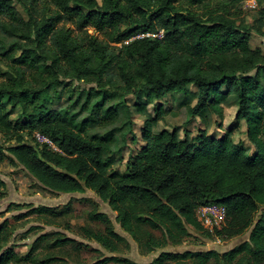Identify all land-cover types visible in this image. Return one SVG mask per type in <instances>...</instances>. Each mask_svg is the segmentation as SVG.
Masks as SVG:
<instances>
[{
    "label": "trees",
    "instance_id": "obj_1",
    "mask_svg": "<svg viewBox=\"0 0 264 264\" xmlns=\"http://www.w3.org/2000/svg\"><path fill=\"white\" fill-rule=\"evenodd\" d=\"M19 1L27 20L11 0H0V18L6 19L0 28L18 38L14 46L21 53L14 62L18 66L0 82V135L11 142L0 145V164L22 165L49 191L93 192L146 252L178 244L190 230L222 241L250 231L247 241L225 252H162L147 264H264V55L250 46L251 31L239 20L240 5L248 0ZM64 20L74 28L58 27ZM158 32L162 37L145 36ZM65 79L94 85L85 94L91 114L80 121L51 104L52 93ZM190 86L196 89L195 104H185L186 123L207 112L222 117L223 104L233 98L236 123L245 122L253 154L234 141L233 127L221 138L205 130L194 136L185 130L183 137L178 128L155 131L165 113L156 102L167 95L187 97ZM129 95L138 98L133 106L145 117L140 129L144 144L119 174L111 171L104 155L117 143L115 130L102 135L88 131L99 119L114 122L119 105L111 100ZM147 105H153L155 116L147 113ZM4 189L0 179V199ZM212 205L225 208V219L210 230L197 211ZM66 212L69 208L32 207L23 217ZM87 217L105 228H82L85 238L116 252L124 239L110 219L92 211ZM15 230L8 220L0 224V264H56L51 250L40 256L43 243L59 253L66 246L83 247L60 232H49L21 256L12 245L7 247ZM155 230L161 238L153 236ZM110 263L137 264L114 256L94 264Z\"/></svg>",
    "mask_w": 264,
    "mask_h": 264
},
{
    "label": "rangeland",
    "instance_id": "obj_2",
    "mask_svg": "<svg viewBox=\"0 0 264 264\" xmlns=\"http://www.w3.org/2000/svg\"><path fill=\"white\" fill-rule=\"evenodd\" d=\"M11 1L21 18L27 20V11L21 7L20 1ZM240 10L239 20L243 21V24L251 31L250 46L252 48H260L264 55V2L257 4L255 1L253 6L244 3L240 5ZM1 20L6 21L4 17L0 18V22ZM57 26H64L66 29L74 28L72 24L65 20L58 23ZM87 32L99 39L101 38L92 29H88ZM153 35L161 37L162 33L158 32ZM17 41V37H12L0 28V82L5 80V77L11 72V68L18 66L14 63L21 54L14 46V42ZM119 45L117 44V46ZM93 86V84L65 79L64 85L59 86L56 93H52L51 104L55 108L67 109L71 114H76L78 116L77 119L80 121L91 114V110H87L85 107V94ZM189 88L190 92L187 97H165L161 100L164 108L170 113L165 118V115L163 116L165 120L159 122V127L166 125L179 127L180 137H183L185 130L188 131L190 136H194L199 130H205L208 135L215 138H221L226 130L233 127L232 136L234 141L243 143L248 153L250 155L253 154L254 147L246 137V124L244 122L236 123V103L234 105L233 98L223 104L222 117L207 112L206 115L201 116V119L196 117L186 123L189 120L186 116V105H190L194 97L193 94L196 92L194 86ZM141 100H143V97ZM137 101L138 98L135 95L116 96L111 100L110 104L119 105V117L114 122L108 121L104 123L99 119L101 118V113H98L96 118L99 120L88 131L89 135H102L110 130H115L117 143L110 152H104L105 157L111 161V171L114 173H123L127 158L137 152L143 145L140 129L143 127L145 117L135 111L133 105ZM92 102L90 100L89 105ZM191 104L193 105L194 102H191ZM146 110L147 113L155 116L152 105H147ZM126 111L128 114L125 113ZM19 112L20 109L11 112V119L15 120ZM25 138L31 141L29 135H25ZM35 138L37 139L36 135ZM8 144H11V142L5 141L0 135V145L5 147ZM0 179L5 183V189L2 191L0 199V224L4 220H8L16 226V230L10 238L7 247L12 245L15 252L23 256L28 253L31 245L39 236L49 232H60L83 245L80 251L66 246L59 253L51 249L49 244L43 243L38 249V252H41L40 256L44 255L46 249L51 250L57 258L54 262L56 264H94L96 261L110 256L127 259L137 264H147L162 252L183 253L209 250L225 252L247 241L250 233L248 231L240 236L222 241L218 238H205L196 231L190 230L189 235L178 244L168 243L152 252H146L139 247L138 243L129 234L121 229L115 220L116 213L93 192L87 190L83 194H63L43 189L22 165L12 166L7 161L0 164ZM11 204H16L19 207L12 208L10 207ZM32 207H46L57 212L69 208V212L57 217L51 215L45 216V218L37 216L23 217ZM91 211L105 214L110 219L114 231L124 239L119 244L116 252H108L100 245L85 238L82 228H90L95 231H103L105 228L103 223L88 220L87 215ZM260 214V212L256 214L255 220ZM151 233L155 238L162 237L160 231L155 230L151 231Z\"/></svg>",
    "mask_w": 264,
    "mask_h": 264
},
{
    "label": "built area",
    "instance_id": "obj_3",
    "mask_svg": "<svg viewBox=\"0 0 264 264\" xmlns=\"http://www.w3.org/2000/svg\"><path fill=\"white\" fill-rule=\"evenodd\" d=\"M253 3V4H251ZM255 0L246 1L245 4L253 6ZM162 33V32H161ZM145 36L157 37L153 34H146ZM162 37V36H161ZM37 139L40 141H47L45 138L36 134ZM197 214L203 224L208 227L210 230H213L215 227L221 225L225 219V208L222 206H204L200 207L197 211Z\"/></svg>",
    "mask_w": 264,
    "mask_h": 264
},
{
    "label": "crops",
    "instance_id": "obj_4",
    "mask_svg": "<svg viewBox=\"0 0 264 264\" xmlns=\"http://www.w3.org/2000/svg\"><path fill=\"white\" fill-rule=\"evenodd\" d=\"M176 96L184 97V95H182V94L167 95V96H165V97H176ZM165 97H164V98H165ZM164 98H163V99H164ZM143 99H144V98H143ZM163 99H162V100H163ZM228 99H230V98H228ZM142 101H143V100H142ZM191 102H192V103L194 102V104H195V99L193 98ZM191 102H190V105L193 106L194 104L192 105ZM158 103H159V104H158ZM158 103H157L158 105H162L161 100L158 101ZM160 103H161V104H160ZM163 105H164V104H163ZM163 105H162V106H163ZM234 105H235V103H234ZM152 106H153V105H152ZM163 110H164V112H165V113H164V115H165L164 118H165V117L168 115V113H170V112H168V111L164 108V106H163ZM203 115H204V114H203ZM186 116H187V115H186ZM196 117L199 118V119H201V116H196ZM196 117H195V118H196ZM164 118H163V120H165ZM160 121H161V120H160ZM160 121H159V122H160ZM159 122H158L157 127H156V130H155L156 132H159V131H161V130H163V129L172 130L173 128H178V135L180 134V129H179V127H169V126L166 125V126L160 128V127H159ZM241 122H243V121H241ZM244 123H245V122H244ZM179 137H180V135H179ZM143 144H144V143H143Z\"/></svg>",
    "mask_w": 264,
    "mask_h": 264
}]
</instances>
